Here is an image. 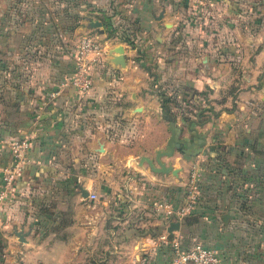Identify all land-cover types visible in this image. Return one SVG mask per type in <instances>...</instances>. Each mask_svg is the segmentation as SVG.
<instances>
[{
  "label": "crops",
  "instance_id": "1",
  "mask_svg": "<svg viewBox=\"0 0 264 264\" xmlns=\"http://www.w3.org/2000/svg\"><path fill=\"white\" fill-rule=\"evenodd\" d=\"M2 2L0 168L12 162L11 140L26 136L29 146L0 199V264H174L167 242L158 239L174 220L158 204L184 202L192 166L199 172L197 201L178 221L182 246L202 242L216 250L219 264H264V0H206L212 19L193 16L185 0H79L75 11L100 20L103 32H94L104 44L84 93L66 82L73 49L66 53L71 31L60 24L69 3L57 7L52 23L46 13L13 23ZM213 18L240 53L222 57L208 46L222 43L202 31L213 28ZM246 26L261 32L254 49ZM117 44L123 67L111 60ZM155 54L171 62L162 75L187 77L179 82L186 92L176 91L179 105L209 150L189 160L178 151L162 156L176 174L137 163L168 135L154 89L140 80L138 61ZM199 104L208 109L192 114L189 108ZM152 117L164 133L146 129ZM124 122L134 128L130 147L122 142L131 137L112 131ZM181 134L187 136L185 128ZM80 186L95 198L82 196Z\"/></svg>",
  "mask_w": 264,
  "mask_h": 264
},
{
  "label": "built area",
  "instance_id": "2",
  "mask_svg": "<svg viewBox=\"0 0 264 264\" xmlns=\"http://www.w3.org/2000/svg\"><path fill=\"white\" fill-rule=\"evenodd\" d=\"M103 54L104 44L100 39L89 33L80 35L72 51L73 67L66 82L79 93L87 92L93 85V69L100 63ZM28 146L29 140L26 136L14 138L9 143L12 162L0 168V178L2 181L0 199L3 197L6 188L10 186L14 177L19 174L26 163L27 157L25 153ZM198 175L199 172L196 166L189 168L184 182V202L182 204L177 207H173L168 203L158 204L165 218L180 221L182 216L194 207L197 201ZM87 196L95 198L96 195L94 192H89ZM180 238V235L175 230L172 231L170 238L167 237V231L158 235V239L167 242L174 264H219L220 257L214 248L198 241L183 247Z\"/></svg>",
  "mask_w": 264,
  "mask_h": 264
},
{
  "label": "rangeland",
  "instance_id": "3",
  "mask_svg": "<svg viewBox=\"0 0 264 264\" xmlns=\"http://www.w3.org/2000/svg\"><path fill=\"white\" fill-rule=\"evenodd\" d=\"M3 1V0H1ZM0 1V2H1ZM3 3V2H2ZM185 6H187V8L190 10V12L194 13L193 16H196L198 12H202V17L203 16H207V15H211V13L209 12L208 8H206L205 6L208 5V2H206V0H198V1H192V0H185ZM77 6H79V0H71L69 2V12L67 14V16L65 17V23L64 24H60L61 27H65L66 31L70 30V41H66L67 46H66V53H69L72 49H74L75 47V43L77 41V39L79 38L80 35H83L85 33H89L91 35L96 36L98 39H100L96 33L94 32V29L91 26H88V20H85L88 18L87 15H85L84 13L81 12H77V10L75 11V9H77ZM91 15L90 13H86ZM81 16V17H80ZM73 17L75 19H73ZM70 18V19H67ZM81 19V20H80ZM189 20H193V19H189ZM78 25H82L84 26L83 30L78 29L77 31L75 30L76 27H78ZM255 26H246L245 27V31H249V34H246V36H255V38H252L254 40V44H253V49H254V45L259 41V33H261L260 31H258ZM59 27L56 29V31H59ZM203 33H209L211 36L215 33L216 38H222V43H217V44H211V41H208V46H212V49L214 48L215 52L218 54H221L222 57H228V56H233L235 53H240V51L238 50V47L235 44H230L233 43V39L231 40L232 35L225 29H223L222 27L217 29V30H205L204 28L202 29ZM258 31V34L256 33ZM58 36V34H57ZM198 36V34H197ZM232 41V42H231ZM262 42V41H261ZM251 44V42H250ZM260 44V43H259ZM180 46V45H179ZM147 47H145L146 49ZM172 50V49H171ZM143 49L140 52H136V51H132L131 55L134 56L135 54H142ZM162 52L163 54V50L157 52L156 54H160ZM168 54H172L168 51ZM156 54L152 57H148L147 55L145 56V58H141V61H138L139 66L141 67V69L144 70V75L143 78L140 79L141 80V84L148 86V87H152L154 89V95L157 96V99L160 100V98H165L166 99V107L165 108H161L159 109V111H157V115H161L163 114V116L165 117V119H167L166 121L168 122L169 118H174L175 122L178 121L177 116H179L180 118L183 119V123L182 122H178L179 124H185V122H187L184 117H186L188 119L189 116H186L185 113H183V108L181 109L179 102L180 100H182V98L180 99L181 94L177 93L176 91L182 93V91L185 93V90L181 91V86L179 85L180 80L187 79V77H182L181 79H178V77H176L177 75H173L172 78H169L166 75H162V72L166 71V66L170 65V60H164L162 62V60L160 58H162V56L164 55H159L160 58H158L156 56ZM166 54V51H165ZM119 65V64H118ZM119 66H124L123 65H119ZM113 77H116L117 79L120 78L121 74H119V71L117 72H112ZM189 79V78H188ZM184 80V82H185ZM183 81V80H182ZM180 87V88H179ZM188 86L189 91H191V87ZM185 89H187V87H184ZM170 89V91L168 90ZM168 90V91H167ZM187 100V99H186ZM185 101V99H184ZM174 107V108H173ZM177 119V120H176ZM154 117H152L150 119V121L148 122V127L146 126V129L148 130V128H150V133L153 134V136H157L159 133H164L165 130L162 128L161 130L158 129V127H155V125L153 124L154 122ZM189 120V119H188ZM137 125L139 126V128H143L144 124H139L137 123ZM113 129V128H112ZM165 129H167V124ZM184 129V128H183ZM109 130H111V128L109 127ZM132 130L134 131V128L132 127V124H128V123H122L120 125H118V127H115L112 131L116 132V133H120V134H124L125 136H129V138L131 137V135H133ZM169 134V131L167 132ZM128 134V135H127ZM168 136V135H167ZM134 140L127 139L126 141H123L122 143L125 145H128V147H130L131 145H133ZM152 144H154L155 140L151 141ZM165 140L161 143V145L156 146L157 147H163ZM144 143V142H143ZM149 142L147 141L146 144H148ZM157 143V141H156ZM148 148V152H151L152 150H150L152 147H147ZM145 149V148H144ZM189 160V159H188Z\"/></svg>",
  "mask_w": 264,
  "mask_h": 264
},
{
  "label": "water",
  "instance_id": "4",
  "mask_svg": "<svg viewBox=\"0 0 264 264\" xmlns=\"http://www.w3.org/2000/svg\"><path fill=\"white\" fill-rule=\"evenodd\" d=\"M89 26H91L95 32L102 33L103 28L101 27V22L98 19H89ZM112 62L114 64L123 65V47L121 44H117L112 48ZM192 121H188L185 124H176L175 119L169 118L167 122V128L169 134L165 139L163 147H157L154 149L153 156L149 157L147 155H140L138 157V164H141L143 161L148 165V167L154 172H170L171 174H176L177 167L172 166L170 163H165L161 157L171 156L174 151L181 152L184 158L191 159L192 156L196 153L207 154L209 150L203 146L205 140L201 134H198L195 128L191 125ZM200 121H197V124H200ZM185 128L187 136L181 134ZM80 194L82 196H87L88 191L85 187L80 186ZM178 221H171L166 227L167 237L172 236V231L177 230ZM22 231L18 230L15 234L19 239H22Z\"/></svg>",
  "mask_w": 264,
  "mask_h": 264
},
{
  "label": "trees",
  "instance_id": "5",
  "mask_svg": "<svg viewBox=\"0 0 264 264\" xmlns=\"http://www.w3.org/2000/svg\"><path fill=\"white\" fill-rule=\"evenodd\" d=\"M70 1L71 0H3L2 5L5 7L4 14L7 15L8 21L12 20L13 23L32 22V21H35L36 15H38V17L41 19L45 13L47 14L48 19L52 23L53 21L51 19L54 16L58 15V12H59V9H57V7L60 6L62 3H69ZM61 10H63L62 7H61ZM67 14L68 12L63 13L65 17L67 16ZM207 17L209 19H212V17H209V15H207ZM73 19L75 18L73 17ZM213 23H214V18L213 20L210 21V24L212 27H213L212 25ZM55 26H56L55 27V30H56L58 27L57 25ZM211 29L217 30L216 27L205 29V30H211ZM111 33H112V30L107 29L106 36H109ZM165 101H166L165 98H160L159 104L161 108L166 107ZM206 109L208 108H205L204 105L199 104V105H195L189 108V111L192 114H195L196 112L202 114V111ZM192 209L188 213L184 214L182 218L190 214Z\"/></svg>",
  "mask_w": 264,
  "mask_h": 264
}]
</instances>
